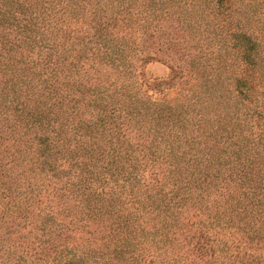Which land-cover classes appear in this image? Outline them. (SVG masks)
Listing matches in <instances>:
<instances>
[{
    "label": "trees",
    "instance_id": "obj_1",
    "mask_svg": "<svg viewBox=\"0 0 264 264\" xmlns=\"http://www.w3.org/2000/svg\"><path fill=\"white\" fill-rule=\"evenodd\" d=\"M91 1L0 0V243L32 226L55 264H264V74L237 79L229 131L110 80L128 107L103 105L97 67L146 86L161 48L126 39L148 0ZM263 52L250 38L247 69Z\"/></svg>",
    "mask_w": 264,
    "mask_h": 264
},
{
    "label": "rangeland",
    "instance_id": "obj_2",
    "mask_svg": "<svg viewBox=\"0 0 264 264\" xmlns=\"http://www.w3.org/2000/svg\"><path fill=\"white\" fill-rule=\"evenodd\" d=\"M147 6L156 14L146 20H133L132 24L143 25L146 30L127 27L124 31L128 34L127 41L135 43L136 49L154 51L161 48L160 58L147 63L144 69L149 85L140 86L134 73H122L131 69L128 61L117 66L97 67L96 88L103 91L99 95L107 100L102 104L128 107V95L143 101L158 98L159 102H170L172 106L187 104L197 121L204 119V124L201 122L203 127H217L224 122L229 131L237 121L230 113L231 108L233 114V90L239 84L237 79L245 74L259 79L260 74H264V70L255 72L247 69L243 53V46L248 45L250 38L254 42H262L264 51V0H148ZM145 7L144 4L140 8ZM70 13L73 33L77 28L78 37L83 38L80 35L82 28L83 33H90L92 38L87 22L80 20L82 16L73 10ZM120 24L121 28L125 26ZM154 28V34L150 36ZM132 31L135 36L130 37ZM78 56L83 57L84 53L79 52ZM89 63L92 61L89 60ZM261 64H264V52ZM172 69H175L174 72ZM173 76L176 78L173 79ZM83 79L88 81V77ZM107 80L120 88L126 86L128 95H122L123 92L115 89L104 91L109 85ZM37 218L35 223H38ZM32 228L35 227H28L25 236L24 232L6 230L10 234L16 232L18 236L7 240L9 234L4 233V241L0 243V264H55L50 257L44 258L45 252L39 254L32 250L30 240L35 237L33 233L28 234Z\"/></svg>",
    "mask_w": 264,
    "mask_h": 264
}]
</instances>
